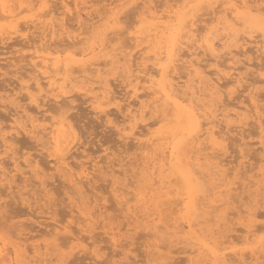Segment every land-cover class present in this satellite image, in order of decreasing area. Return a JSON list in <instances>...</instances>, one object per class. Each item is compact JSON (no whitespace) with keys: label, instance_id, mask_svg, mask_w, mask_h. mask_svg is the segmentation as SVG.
I'll return each instance as SVG.
<instances>
[{"label":"bare ground","instance_id":"1","mask_svg":"<svg viewBox=\"0 0 264 264\" xmlns=\"http://www.w3.org/2000/svg\"><path fill=\"white\" fill-rule=\"evenodd\" d=\"M70 1H72V0H70ZM97 1H99V0H97ZM100 1H103L106 4L104 3V6H103V2H101L102 4H100V5L103 6L102 7L103 10L102 11L96 10V12L94 11V14L96 13L95 15L93 14L95 16V20H94V16H92V13H91V12H93L92 10L96 8V7L95 8L93 7L94 5L96 6V4L93 3L94 0H92V1L91 0H73L72 1L73 2L72 4L77 6V7L74 6L77 9H76L75 14H73V15H76L75 17H76V19H78V22L75 23L78 25V26L77 25L75 26L76 29H78V31L76 32V30L74 31L73 27L71 29L72 31L68 29L69 25L67 27L66 23H64V19H63L64 17H62V18L59 17L58 16L59 14L54 13V11L49 9L50 7L49 8L44 7L45 5H48V0H3V4L7 5V7H0V40L1 41L3 39L9 40L11 38L13 40V38L16 35L17 36L15 38H17V37L19 38V36H20V37L25 39V38H27L29 33H32L33 35L30 34L28 37H31L30 41H33V42L26 43V44H28V46L32 47V49H33V52H32L33 60L31 59L32 65H33V70L35 69V67H38L37 70H39V71L41 70L39 72L42 74L41 76L46 78L45 81H46L47 85L43 81L40 80V78H42V77L38 76L40 74L38 73V71L36 69H35L36 71L35 70L33 71L31 69L32 72H30V70H28L32 74L34 72H36V73L33 74V76H32L33 78H31L32 79L31 83H33V85L30 83V85L24 86L23 87L24 90H26V92L29 96H31L32 94L35 93V96L33 95V97L35 98V97H38L39 95L37 94L36 91H34V93H33L32 89L37 90V91H41V92L43 91L42 92V94H43L46 90V89H43V87L45 88V86H48L50 88V89H48L49 92L50 91L54 92V94L50 93L53 96V101L55 100L54 103L56 101H58V102H61L62 105H64L65 100H67L69 98H71V100H72V98H73L72 96H74L73 94L76 95V93H78L77 91H80L83 95H85L89 99L91 107L95 110L97 109V111H98V109H103V107L108 106L112 103H116L118 101V98L115 95L116 92L112 89V87H111L112 84H110V81L112 80V78L110 77L111 79H109L107 77V75L114 76L117 73L116 75L122 77L121 79L124 81V83H126V85L128 87L131 88L133 94L136 97L138 96V90L140 87H142V88L147 87L150 90V92L148 91V94L151 93V95H153V99L149 96L152 99V101H150V103L148 100L145 101V99L142 98L143 99L142 100L140 98V100L138 102V103H140V105H138L139 107H136L134 109V108L130 107V105L126 106L125 110H127L128 112L126 113V115H125L126 118H124V119H126L127 122L129 123V125H127L129 128L128 127L127 128L130 130H128V131H130L133 134V136L134 135L137 136L135 133L136 130H134V129H137L139 126H141V125L138 126L137 124H142L145 121L144 116H147L148 114L151 116L156 115V116L160 117L158 121L161 123L159 125H161V124L163 125L165 122H167V124L170 123V125L167 128L165 127V129H163V130L161 128H160L161 130L158 129L159 132H157V130H156L157 134H154L153 136H152V134L150 135L148 132L146 133V130H145L146 128H145L144 133L149 134L150 139H148V141L145 140V141H147V143L146 142H145V144L143 143L144 146L139 143L140 146H143V147H139L140 149L138 148L139 150H141L140 154L142 155V156L140 155V157H142V162L138 163V161H137V163H138L137 168L140 171L139 172L140 178L138 179V181H139L138 184L135 183V187L133 185L134 188L133 187L132 188L134 189L133 195H135L136 190H140L141 195L144 197L145 203H144V207L140 209L142 218L139 222H137L135 227L143 226L145 229L147 228L148 231L149 230L151 231V232L150 231L148 232V235H150L154 239V242L151 240L152 241L151 243H153V245L152 244L151 245L153 246V248H155V251H157L158 254H159V252H162V251L164 252V250H167L164 247H167L169 249V247L166 246V244H165V246L162 247L164 250L161 248L162 249V251H161L160 247L163 244L160 242H162L164 240H165V242H168V241L169 242L171 241V243L174 242V245L179 244V243H182V244L185 243L186 244L185 247L189 246L188 249L184 248V246H183V248L187 249L185 251L188 252L187 261L190 264H193V261H199V262H201V264H220V262H222L225 258H227L230 262H234L236 264H243L244 261H248V264H258L259 259L264 258V256H262L261 251H260L261 238L257 239V240L254 239L255 241L253 242V244L250 241L251 246H249V250L247 252L248 255L246 252H245L246 253L245 254L244 252H240V250L239 251L233 250V252L230 254L231 257L227 256V253H226L227 249L225 250V248L222 246V244L224 242L229 241V238L232 235L231 232L237 231L234 228L228 226V225H230V223L228 224L229 217L227 218V216H229V213L227 214V212H226L227 210H223L224 207H225V209L228 208L227 204L230 203L229 200L231 199V196L229 199L228 193L230 191H233L231 188L232 187L231 185H233L235 183H234V181L231 182V180H227L228 175H231V173L228 170L231 171V169L233 167H228L229 169L226 168V164L228 162L224 163V160L221 159L222 157L220 158V155H217V153L214 151L213 146H212L210 141L212 140V137H214V136L217 137L218 139L220 137H223V135L225 134V131L223 130L224 133L222 131L223 127L227 131L229 130V128L231 129V127H233V126L236 127L237 130H239L241 127L240 131H242V130L246 129V128H242V127L248 126V124H250L251 121L253 122L252 126L255 123V125L258 127V129L261 130V132L263 133L262 129L264 130V127H263L264 124L262 123V118H261L262 115H261L260 111H264L263 110L264 108H261L264 106H262L263 104L261 106L258 104L259 101H260V103L262 101L260 98L259 99L257 98L259 96L256 95L255 92H251V94L249 93L250 98H248V96H247V98L249 100H246V101H248V102L250 101L249 102L250 107L248 105L242 103V102L236 103V104L232 103V105H230L231 103L229 101L228 102L230 103L229 105L231 107H228V102L226 103L224 100L221 101L220 96H222V94H224V93H222L223 92L222 90H224V88H226V86L228 84H234L235 85L241 79H243L244 82L247 81V80H245L243 73L238 68L239 67L238 63L242 64V62H236L237 57H239L240 55L244 56L243 58L246 57V60L244 59V61H247V64H246V62L245 63L243 62V64H246L245 65L246 67H248L250 64L256 65L254 67H258L261 65V63L258 64V62H257L258 66L256 63H253V61L251 60L252 58L249 57V55L246 53L247 51L245 50V47L247 46V44L248 45L253 44V46L256 48L255 51H257V52L259 51V54H260L259 57L261 58V54H264V38H256V37H252V36H243L241 34L240 37L238 38V40L236 41V44L230 45L229 41H231L233 39V37L235 35V29H232L231 34H228V31L226 30L224 24L222 22H220V11L219 10H213V9H208V8L196 10V9H193L191 7L192 5L197 4V3L207 4V3H209V0H172L173 2L175 1L173 4L168 3V0H164L163 2H164V4H166L165 8H158L156 4H153V0H139V1L138 0H124L125 2L124 1L120 2V0L119 1L118 0H100ZM117 2H119V3H117ZM169 2H171V1H169ZM211 2L220 4L221 8H222L224 3H236L239 5L250 4V5H257V6L264 4V0H211ZM49 3H50V1H49ZM132 3H135V4L140 3L141 5H139L138 10H136V12H135L138 17L136 20V25H134V26H136L135 27L136 29H135V31H133L134 32L133 38L131 37L132 35L131 36L128 35V36L133 39V41H134L133 44L136 47H140V49H144V51H143L144 54L149 53L148 55L145 54L146 56L143 55V53H140L141 56L143 55L141 59L145 58L141 62V64H143L145 62L147 63V60H151L153 63H151V61H150V64L154 65V67L152 66L151 70L155 72V74H153V75L151 74L152 72L151 73L149 72L150 74L146 73V71H144L146 68L143 70V67L139 66L140 63H138V62L141 60H139L138 57L140 55L135 56L130 51L124 50V47H122L123 48L122 49L121 46L119 45L120 43L117 42L118 41L117 37L119 36V34L117 36L116 32L117 33L122 32V30H119V29L121 28V25L124 26L123 21H122L123 19H121V17H123L125 19L124 16L126 14L123 15L125 13L124 9L126 10V5L132 4ZM60 4L61 5H59V6H61L62 9H64V10L68 9V3H65V1H61ZM79 4L82 5L81 8H80V6L78 7ZM21 5H24L25 7L22 9ZM55 9H57V8H55ZM64 10H63V12H65ZM81 11H82V15H83V12L85 14L84 18L81 16ZM194 11H199V15H198V18L196 21V24H197L196 32H192V23H191V20L189 19L187 21L186 27L182 30V35H181V39H180V45H182V47H178L174 59H172L170 61L168 58V47H169V43H170V35H171L173 29L179 30L181 28V24L183 22L181 17L179 15H177V13L184 12L187 17H191ZM60 13H62V12L60 11ZM56 14H57V16H56ZM60 15H62V14H60ZM73 15H71V17ZM70 21H71V19H70ZM72 21L74 22V20H72ZM126 22L127 21H125V23ZM200 23H202V24H200ZM214 23L217 25L216 28H213ZM131 26L133 27V24ZM32 28H34V29H32ZM36 28L39 30H37ZM129 28L130 27H128V29ZM31 29L33 31L29 32ZM35 30H37V32ZM210 31L212 33L211 38L207 39V41L205 43L201 44V41L205 40L206 34ZM71 33H74L75 35L74 34L71 35ZM124 33H126V32H124ZM124 33H123V35H124ZM34 34H35V37L37 36V34H39L36 39H34L35 38ZM111 34H112V36H111ZM65 35L68 39L65 38L64 42H58L57 41L58 43H60L59 45H62V46L59 47L57 45L58 43L56 41L53 42V40H57V39H59V37L61 38V36L65 37ZM197 35L199 36V39H197L195 41V43H193V38H194V36H197ZM12 36H14V37H12ZM126 37H127V34H126ZM76 38H78V39H76ZM31 39H33V40H31ZM69 39L71 42H69ZM114 39H115V41H113ZM132 39L130 41H132ZM59 40L61 41V39H59ZM67 40H68V42H67ZM14 41H16V39ZM19 41H21V40H19ZM21 42L18 44L19 45L24 44ZM27 42H29V41H27ZM115 42H117V44ZM6 43L7 42L5 41V44ZM0 44H1V42H0ZM14 44H15V42H14ZM26 44H24V45H26ZM55 44L57 46H53ZM209 44H211L212 47L215 48L216 54H213V52L209 49V47H208ZM78 45L80 46V48L75 47ZM123 45H124V42H123ZM134 45H132V46L134 47ZM5 46L4 47L1 46V47L5 48ZM23 46H20L18 51H20V48ZM128 46H130V45H128ZM251 50H253V48ZM1 51L2 50H0V52ZM18 51H17V55H18ZM21 53L22 52H20V55H22ZM135 54L138 55V53H135ZM3 55H5V52ZM200 55L201 56L207 55L211 59L214 60V64H213L214 69L211 70V72L209 70H206L205 69L206 65L204 63H202L201 61H199ZM21 57L22 56H20L19 58L21 59ZM29 57H31V56H29ZM29 57H27V58H29ZM135 57L138 58L137 59V61L139 60L138 62L135 61L136 60ZM222 58H223V60H222ZM9 59H10V57H9ZM6 61H7V59H6ZM225 61L226 62L231 61L232 63L226 64ZM20 62H21V60L19 61V65L17 62L16 66L18 65V67H19L21 65ZM28 62L29 61L27 60V63ZM200 62L202 63V66H201ZM4 63H5V61L3 62V65H4ZM9 63H10V66H12L11 64L12 63L14 64L15 62H9ZM146 63L143 66L147 67ZM148 63H149V61H148ZM236 63H237V65H236ZM203 64H204V66H203ZM28 65L29 64H27V66ZM10 66L8 64L7 67H10ZM153 68H155V70H153ZM13 69H14V67H13ZM180 69H183V70H181L182 74L180 72L179 73L177 72V71H180ZM243 69H244V67H243ZM251 69H253V68H251ZM9 70H11V69H9ZM19 70H21V69H19ZM105 70H106V72H104ZM26 71H27V69H26ZM206 71H209L210 73H208ZM104 73H106V75H103ZM14 74L17 75V74H19V72L16 71ZM23 74H25V73H23ZM23 74H21V77L23 76ZM26 74L29 75V73H26ZM24 76H26V75H24ZM24 76L22 77L23 79L25 78ZM21 77H19V79H21ZM143 81L148 83L147 86L143 85ZM12 82L13 81H11L9 83L12 84ZM43 84H45V85L43 86ZM114 85H115V83H114ZM244 85H245V83H244ZM248 85L252 86L253 84L249 83ZM22 86H23V84H21V87ZM10 88H9L10 91L13 90V87L11 89ZM213 88L218 90L216 92L215 96L213 95V92H212ZM7 89H8V87L6 88V90ZM74 89L75 90L77 89L76 93H74V91H75ZM255 89H256V87H255ZM241 90L244 91L243 89H241ZM3 91H5V90H3ZM8 91H5V92H7V94L10 93L7 96H13L15 90L13 91L12 94L10 91L9 92ZM41 92H40V95H41L40 97H42ZM72 92H73V94H72ZM125 92L127 93L128 91H125ZM118 93H119V91H118ZM144 93H146V92H144ZM252 93H254L256 97ZM36 94H37V96H36ZM148 94H146V95H148ZM226 94L228 95V93H226ZM239 94L235 95V96L240 97L242 95L241 94L239 96ZM127 95H128V93H127ZM7 96H6V98H7ZM122 96H123V94H122ZM244 96L246 97V95H244ZM0 97L3 98L1 96V94H0ZM43 97H44V95H43ZM76 97L77 96H75L74 98H76ZM144 98H148V97H144ZM261 98H264V96ZM39 99L36 98L37 102L35 101L37 106L41 105V104H38V102L41 101ZM123 99H124V97H123ZM151 99H149V100H151ZM71 100H69V101H71ZM77 100H78V97H77ZM7 101H8V99H7ZM11 101H13V100H11ZM49 101H52V100L50 99ZM73 101H74V99H73ZM128 101L127 102L129 104L131 101L130 100H128ZM193 101H195V107L192 110L196 113L195 118L200 121L201 130H200V133L197 136H195L194 138L189 139L187 141H183L182 138L187 135V129H188L190 120L192 119L191 113L187 109L192 107ZM13 102L15 103V101H13ZM48 102H47V104H48ZM80 103H81V101H80ZM10 104H6V105L9 106ZM51 104H53V103H51ZM75 104H76V102H75ZM132 104H134V103L132 102ZM59 105L57 106V104H56V107H58L60 110ZM18 106H19V104H18ZM37 106H35V107H37ZM47 106H46V108H47ZM77 106H78V104H77ZM74 107H76V106L74 105ZM24 108L25 107H22V109H21L22 110L21 114H23V115H21L20 113H19L20 114L19 115L17 113V115L14 114V117L11 116V117H13V124L10 120V124L8 126L5 125L6 128L7 127L9 128V126L12 124V126H10V128L12 130L10 129V131L13 132V135H12V132H11V134H9L10 136L7 135L8 136L7 145L9 147L15 143V142L13 143V141L17 138L18 134L25 132V128L23 127V125L25 123H27L28 129H31L33 121H35V123H37L38 125H47L48 124L51 127H58L57 125L52 123V116H53L52 114H54L53 112H51L52 114H50L51 117L49 115H46V118H45V116L42 117V115L40 116V114H39V116H35L34 113L31 115V112L28 113L27 112L28 110H26ZM29 108L31 109V107H29ZM46 108H44V109H46ZM76 108H78V107H76ZM83 108H85V107H83ZM119 108H121V107H119ZM72 109H73V107H72ZM80 109H78V110H80ZM83 110H85V109H83ZM44 111L47 112V109ZM48 111L50 112L49 109H48ZM41 112H43V111H41ZM94 113H96V112H94ZM23 116H24L26 122H23V121L21 122V119ZM47 116H49L51 118V119H49L51 121H49L48 123H47V121H45L47 119ZM69 116L70 115H68V119H67V124H68L67 129H60L61 139L64 140L65 142L72 139L73 133L74 132L76 133V131H77L76 129H78V128H76V129L74 128L73 123L70 122ZM7 118H9V117H7ZM121 119H123V118H121ZM124 119L122 121H124ZM139 120H142V123H140ZM149 120H150L151 124H152V121H154L150 118H149ZM138 121H139V123H138ZM44 122L47 124H45ZM115 122H116V124H118L117 122H119V121H115ZM150 122H148L149 123L148 125H150ZM143 124H145V123H143ZM76 125H78V124H76ZM118 125H120V124H118ZM1 126H2V124H1ZM141 127L143 128V125ZM149 127H151V126H149ZM238 127H239V129H238ZM257 127L255 128L256 130H257ZM8 128H7V130H8ZM120 129H122V128H120ZM2 131L3 130L1 127V129H0V148L1 149L3 148V150H4V145H5L4 137L7 133L4 135L5 132L2 133ZM10 131H9V133H10ZM151 131H152V129H151ZM240 131H238V132H240ZM261 132H258L259 135H261L260 139L257 140V142H259L258 144H261V137L263 135V134H261ZM139 133H142V135L144 134L143 131L138 132V135H141ZM254 133H255V131H254ZM76 134H79V133H76ZM114 134H115V132H114ZM227 134H228V132L225 135H227ZM51 135H52L51 131H48L47 136L50 137ZM230 136H232V135H230ZM256 136H257V134H256ZM124 137H128V136L125 135ZM244 137L246 138V136H244ZM130 138H132V136ZM133 138H132V140H133ZM17 140L18 139L15 140L16 143H17ZM125 140H127V139H125ZM130 141H131V139H130ZM228 141H231V140L229 139ZM119 142L121 143L122 141L119 140ZM131 142H130V144H132ZM126 143L128 144L129 141L125 142V144ZM136 143H138V142H136ZM239 144H241V143H239ZM138 146L136 145V147H138ZM174 146L176 148L175 152L173 151ZM261 146H262L261 148L264 149V145L261 144ZM21 148L25 149L23 147H21ZM78 148H79V146H78ZM84 148H86V147H84ZM108 148H110V146ZM259 148H260V146H259ZM55 149H56V145H55V142H53L51 149L46 150V151H47L48 155L52 157L56 167H58L59 169L62 170L61 173L65 170H66V172H67V170L70 172V170L72 169L73 166L70 165V163H69L70 161L68 162V158L73 157V155L69 154V156L62 161L57 160L56 155H55ZM124 149H126V147L123 148V152H124ZM104 150H103V152H104ZM110 150L112 151V149H110ZM18 151H20V150H18ZM138 151L134 150V152H137V154H138ZM238 151H239V149H238ZM263 152L264 151H262L261 153H263ZM15 153L17 154V152H15ZM15 153H14V155H15ZM19 153H21V152H19ZM23 153H21V154H23ZM25 154L26 153H24V155ZM41 154H44L43 151L41 152ZM80 154H78V155H80ZM2 155H4L3 152H2ZM14 155L12 156L13 158L10 156L13 159V161L11 160L13 162V166L10 165V167L11 166L13 167L12 170H15V172L17 173L18 176L20 174H23L22 176H24V174L26 173V172L24 173V171H27V170H22V166L20 165V164H22V161L18 162L17 161L18 157L15 158ZM138 155H137V159H138ZM18 156H19V154H18ZM21 156L22 155H20L19 157H21ZM125 156H127V155L125 154ZM93 157H95V156H93ZM135 157H136V153H135ZM263 157L261 158V160H264ZM11 158H9V159H11ZM32 158L33 157L31 156V160H29V159L28 160L26 159L25 161L23 160L24 161L23 163H25L24 164L25 166L23 165L24 168L28 167L31 169V168L35 167L34 168L35 170L37 167L39 168L38 164L40 163V161H39V163L37 160L35 161L36 156H35L34 160H32ZM97 158H98V155H97ZM130 158L131 157H129V159ZM19 159L21 160V158H19ZM133 159H134V157H133ZM137 159H134V161ZM48 160H50V159H48ZM89 160H92V157L91 158L89 157ZM89 160H88V158L86 159V161L91 163V161H89ZM106 160H108V159H106ZM126 161H124V162H126ZM129 161H127V162H129ZM134 161H132V162L130 161V162L133 163ZM119 162H121V161H119ZM176 162H177L178 166L180 167L179 171L176 170V168H175ZM83 163H85V161L83 162L81 160V163L79 164L78 172H76L74 174V173H71L72 172V170H71V172H70L71 174L67 175V176H69L67 178L70 182H73L74 184L79 185L78 189L79 188L82 189V187H83L81 185L82 184L81 181H83L82 179H84L85 177H88V179H89L91 177V175L90 176L88 175L89 172H88V167H87L90 164H88L86 166ZM118 163H116V164H118ZM126 163H125V165H127ZM134 163H136V161ZM40 164H42V162ZM43 164H42V166H43ZM95 164H93V166L96 167L97 165H95ZM97 164H99V163L97 162ZM242 165H243V163H242ZM242 165L239 164L240 167ZM262 165H264V163ZM121 166H120V168H122ZM128 166H129V164H128ZM237 166L235 165V167H237ZM113 167L114 166H112L111 168L113 169ZM30 169H29V171H30ZM76 169H77V167H76ZM95 169H97V167ZM95 169H94V171H96ZM12 170H10L9 168L8 169L5 168L3 165L0 166V183L1 184H2V182H6V184L9 181L14 182L13 177L16 174L14 172L12 173L11 172ZM43 170H45V169H43ZM226 170L229 173H227ZM238 170H240V169H237L235 171H238ZM36 171H34V172H36ZM58 171L60 172V170H58ZM97 171H99V168ZM112 171L113 170H111L110 172L112 173ZM114 171H116V170H114ZM232 171H233V169H232ZM43 172H41V173H43ZM100 172H98V173H100ZM119 172L120 171H118V173ZM124 172H120V175L123 176ZM133 172H135V170ZM137 172H135V173H137ZM18 173H20V174H18ZM54 173H56V172H54ZM61 173H57V174L61 175ZM95 173H97V172H95ZM177 173L181 174L182 176L188 177V178L191 177V179L194 177V174H198V176L197 175L196 176L197 177L200 176L203 179V182L206 183L205 193L203 195H199L196 192L191 193L189 191L190 193L189 192H183L182 194H180V192H178V190H176L174 185L171 184L172 180L170 179L171 175H176ZM32 174H30V179L33 176ZM43 174L45 176V172ZM90 174H93V173H90ZM234 174L235 173H233L232 178H234ZM27 175H29V174H27ZM37 175H38V173H37ZM37 175H35V176H37ZM94 175L95 174H93V176ZM261 175H264V174H261ZM18 176H17V178H19V180H20V177H18ZM40 176H42V175H40ZM56 176H58V175H56ZM62 176H65V173H63ZM111 176H110V178H111ZM116 176L118 177V175H116ZM259 176H260V173H259ZM25 177H26V175H25ZM50 177L51 176H49V178ZM143 177H147V182H145L142 179ZM22 178H21V180L23 182ZM77 178H78V180H77ZM136 178H137V176H136ZM257 178H259V177H257ZM257 178H256V180H257ZM34 179L35 180H32L33 182L34 181L36 182L38 180V179L36 180V177ZM59 179L61 180V178H59ZM85 179H87V178H85ZM123 179H125V178H123ZM21 180H20V182H21ZM76 180H77V182L75 183L74 181H76ZM91 180H92V178H91ZM261 180H263V179H261ZM24 181L26 182L27 180H24ZM110 181H112V180H110ZM115 181H116V179H115ZM177 181H178V179H177ZM255 181L253 182L254 187L256 185H257L256 187H258V185L260 186V184L264 183L263 181H260V180H257L256 182ZM28 182H31V180L30 181L28 180ZM44 182L45 181L43 180V181H40L39 183L44 184ZM67 182H66V184H67ZM84 182L86 184L87 181H84ZM47 183L50 184L49 182H47ZM127 183L125 184V186L127 185ZM176 183H179V182H176ZM20 184L16 185V186H21ZM110 184H111V182H110ZM179 184H180L179 186L182 185L181 182ZM245 184L247 185L248 182ZM23 185L26 186L27 184L24 183ZM32 185L34 186V184H32ZM36 185H39V184H36ZM71 185H72V183H71ZM71 185H68V186H70V188H71ZM129 185L130 184H128V186ZM246 185H245V187H246ZM248 185H247V189L251 186V184L249 185V187H248ZM11 187L14 188L13 185ZM29 187H28V189L30 190L31 188H29ZM47 187H49V186H47ZM86 187H85V189L88 190V188H86ZM7 188H8V186H7ZM23 188H25V187H22V189ZM182 188H184V187H182ZM251 188H253V186ZM251 188H249V189H251ZM258 188L261 189V186ZM25 189H23V190H25ZM38 189H40V188H38ZM72 189H74V188H72ZM81 189L79 190V192H81L83 190V189L82 190ZM123 189H124V187L122 188V190ZM235 189H236V187H234V191H236ZM2 190H5V188ZM29 190H28V192H30ZM76 190H74V191H76ZM125 190H127V189L125 188ZM180 190H182V189H179V191ZM189 190L193 191V189H191V188ZM16 191H18V190H16ZM34 191H35V189H34ZM36 191H38V190H36ZM9 192H11V190ZM44 192H45V190H44ZM85 192H84L83 196L86 194ZM253 192H254V190H253ZM16 193H14V194H16ZM46 193H47V191H46ZM51 193L52 192H50V194ZM82 193H83V191L81 192L80 197L82 196ZM235 193H237V192H235ZM261 193L263 194V192H261ZM261 193L255 192V194H258V195ZM35 194H36V192H35ZM37 194H40V193L37 192ZM47 194H48V199H49L50 195H49V193H47ZM19 195H21V194L19 193ZM77 195H79V194H77ZM88 195H87V198L90 200ZM238 195H240V193ZM26 196L24 198H26ZM93 196H95V195H93ZM120 196H121V198H125L123 191H121ZM235 196H237V195H235ZM255 196H257V195H255ZM36 197L37 196H35V199H36ZM21 198H23V197H21ZM81 198H83V197H81ZM35 199L33 200V202L35 201ZM39 199H40V197H39ZM170 199L171 200L173 199L174 202L176 203L175 204L177 207L176 212L179 214V216L178 215H177V217L172 216L173 219L172 218L171 219L173 220V222L169 224V221L168 222L164 221L165 219L163 217H165V216L163 214L164 213L163 207L165 205V202L169 201ZM254 199H256V198H253V201H255ZM27 200H28V198H26V201ZM36 200H38V199H36ZM45 200H46V198H45ZM82 200L83 199H80L79 201L82 202ZM40 201L41 200H38V202H40ZM83 201H85V200H83ZM91 201H92V199H91ZM237 201H239V200H237ZM237 201H235V202L237 203ZM23 202H25V201H23ZM27 202L29 203L30 200ZM42 203H44V202H42ZM132 203H133V201H132ZM255 203H258V201L257 202L255 201ZM76 204L77 203H75V205ZM258 204H260V203H258ZM30 205H31V203H30ZM44 205H47V204H44ZM133 205H134L133 207L135 210V203ZM85 206H87V207H85ZM234 206H235V204H234ZM84 207L87 208L88 210L84 209ZM168 207L165 209H168V210H169V208L171 209V207H169V208ZM75 208H78V209L83 208V212H86L84 214H87L89 218L92 217L91 213L89 211L91 209H92L91 210L92 213H93V211H95V209L93 210V208L90 207V204L89 205L88 204L77 205V206H75ZM253 208H254V206H253ZM105 209L107 210V208H105ZM125 209H126V207H125ZM228 209H230V207ZM96 210H98V208ZM104 210H103V212H105ZM127 210H128V204H127L126 211ZM0 211H1V209H0ZM183 211L187 212L186 215L189 216L188 218L184 215ZM248 211H247V214L249 216H251V214H253L252 208H251L250 212H248ZM101 212H102V210H101ZM172 212L174 213L173 209H172ZM237 212H238V210H237ZM96 213H97V211H96ZM167 213H168V215L170 214V212H167ZM167 213H166V215H167ZM53 214L51 213V215H53ZM103 214L101 213V216L106 217V215H103ZM231 214H232V212H231ZM240 215H239V217H241ZM50 216H47V217H50ZM233 216H235V215L233 214ZM52 217L55 220V222L61 221L60 222L61 224L59 223L57 226L55 225L56 227H53L54 225L52 226L51 229L54 230V232H55L57 227L59 225H62L63 222H62V220L57 221L59 219L54 218V216H52ZM239 217L236 215V218H239ZM246 217L248 219L252 218V217L249 218L248 216H245V217L242 216L241 219L245 218L246 220H248ZM72 219H74V218H72ZM75 219H76V217H75ZM84 219H86V218H84ZM245 219H244V221L240 220L239 224H242V226H243L242 229L245 232L244 238L247 240L249 234L252 233L254 230L251 228L256 224L250 222V221H252V219L250 221L249 220L245 221ZM51 220H52V218H51ZM70 220H69V222H70ZM90 220H92V222H93V219H90ZM90 220H87V221L91 222ZM96 220H98V218L95 219V221ZM85 221L86 220H84V222ZM235 223H236V221H235ZM250 223L253 224V226ZM80 224H81V221H80ZM68 225H70V224L68 223ZM8 226H11V225H8ZM16 226H18V225H16ZM102 226H103V224H102ZM64 227H65V225H64ZM69 227H71V226H69ZM69 227L67 228L66 232L69 231V229H70ZM81 227L86 228L87 225L81 224ZM100 227H101V225H100ZM256 227H258V226H256ZM61 228H63V227L60 226L58 228V229H60L59 231H61ZM79 228L80 227H78V229ZM84 228H81V229H84ZM238 230H241V229H239V227H238ZM72 232L73 231L70 229L69 233L72 234ZM1 233H2V231H1ZM46 233H48V231ZM165 233H166V235H164ZM3 234L8 236L7 233H5V232H3ZM3 234H1V236H0V237H2V238H0V264H49V263L52 264L53 263L50 261L51 256H49L48 253H45V251H44V254H43V252H42L43 250L41 251V249L40 250L38 249V248H40L38 246L39 244H37V245L34 244L37 247H34L33 243H32V245H29L31 248L33 247L32 248L33 250L31 249L32 251L30 250V252L37 253L39 250V252L40 251L42 252L41 253L42 256L47 254L48 257H50V259H47V256L45 259H42L45 256L41 257V258H39V257L37 258V256H34L32 253H29V251L27 252V250L25 249V246H27L28 244L26 242L27 245H25L24 241H28L27 239H29L30 237L26 236L27 237L26 238L24 236L25 238L23 240L22 239L23 237L19 236V238H21L23 240V243L21 245V242H22L21 239L20 240H18V238L15 239L16 237H18L17 236L18 233L15 237L13 236L14 237L13 240L11 239L13 237H11V236L10 237L9 236L4 237ZM19 234H20V232H19ZM74 234H76V233H73V237H74ZM20 235H22V233ZM49 236L51 237V235H49ZM238 236H240V238H241L242 235H238ZM238 236H237V238H238ZM262 236L264 237V235H262ZM53 237H54V235H53ZM75 237H77V236H75ZM164 237H167V238L164 239ZM233 237H234V234H233ZM62 238H64V237L62 236ZM168 238L170 240L166 241ZM234 238H236V237H234ZM253 238H257V237H253ZM258 238H259V236H258ZM161 239H163V240H161ZM231 239H230V241H232ZM54 240L56 242V238H55L52 240V242L50 241V245L48 243L49 246L48 245L47 246L50 247L52 245L51 243H53V246H55L57 243L54 244L55 243ZM65 240H66L65 243H67L69 241L67 239H65ZM65 240H63V241H65ZM57 242H58V240H57ZM241 242L243 243V241H241ZM28 243H30V242H28ZM70 243H72V242H70ZM247 243H249V242L247 241ZM23 244L25 245L24 247H23ZM185 244H183V245H185ZM149 245H150V243H149ZM42 246H44V244ZM53 246L51 248H53ZM179 246H182V245H178V247ZM28 248L29 247L27 246V249ZM181 248L182 247H180V250H181ZM170 249H173V248L171 247ZM253 249H255V255L253 254ZM54 250L52 249V252ZM177 250H179V249L177 248ZM183 250H181V251H183ZM55 251L58 252V249H56ZM167 251H170V250H167ZM52 252H51V254H52ZM28 253L30 255L32 254L33 256L32 255L30 256ZM182 253H184V251ZM41 254L39 253V255H41ZM148 254H149V249H148ZM55 255H57V254H55ZM152 255H154V254H152ZM163 255L165 257L167 256V254H165V252ZM245 255H247V256H245ZM54 256H52V257H54ZM56 258L58 260L60 259L58 257H54V259L53 258L52 259L55 260V262H56V261H58ZM46 259L49 261H46ZM151 259H153V258H151ZM182 263H184V262H182Z\"/></svg>","mask_w":264,"mask_h":264},{"label":"rangeland","instance_id":"2","mask_svg":"<svg viewBox=\"0 0 264 264\" xmlns=\"http://www.w3.org/2000/svg\"><path fill=\"white\" fill-rule=\"evenodd\" d=\"M49 1H50V3H49ZM61 1H65V3H68V9L67 10H64V9H62V7L61 6H59V5H61L60 4V2ZM73 1V0H72ZM72 1H70V0H48V5H50V8L49 9H51L52 11H54V13H57V14H59L58 16L59 17H64L63 19H64V23H66V26L68 27V25H69V27H68V29L69 30H71L72 29V27H73V29H74V31L76 30V32L78 31V29H76V25L77 24H75V23H77L78 22V19H76V15H73V14H75V12H76V9L77 8H75L74 6H76V5H73L72 3ZM92 1V0H91ZM119 1V0H118ZM122 1H124V0H120V2H122ZM139 1V0H138ZM161 1V2H160ZM164 0H153V4H156L157 5V7L158 8H165L166 7V4H164V2H163ZM169 1H171V2H169ZM96 2V3H95ZM100 2V3H99ZM101 2H103V1H97V0H94V4H96V6L94 5L93 7L95 8V9H93L92 11L93 12H91L92 13V16H94L95 14H94V11L96 12V10H99V11H102L103 10V6H104V3L105 2H103V6L102 5H100V4H102ZM125 2V1H124ZM123 2V3H124ZM155 2V3H154ZM175 2V1H174ZM172 0H168V3H171V4H173L174 3ZM117 3H119V2H117ZM161 3V4H160ZM106 4V3H105ZM164 4V5H163ZM71 5V6H70ZM138 5H141L140 3L138 4ZM168 5V4H167ZM80 6V8L82 7V5L81 4H79L78 5V7ZM70 7V8H69ZM77 7V6H76ZM54 8V9H53ZM55 8H57V9H55ZM59 8V9H58ZM71 9V10H70ZM63 10L65 11V12H63ZM70 10V11H69ZM79 10V9H78ZM138 10V9H137ZM60 11L62 12V13H60ZM67 11V12H66ZM72 11V12H71ZM124 11H125V13L123 14V15H125L124 17H125V19L123 18V24H124V27H127V22L125 23V21H127L128 20V16H127V9L125 10L124 9ZM74 12V13H73ZM64 13V14H63ZM23 14V13H22ZM57 14H56V16H57ZM60 14H62V15H60ZM66 14V15H65ZM69 14V15H68ZM94 14V15H93ZM66 17H65V16ZM71 15H73L72 17H71ZM84 12H83V15H82V11H81V16L84 18ZM122 15V16H123ZM69 17V18H68ZM127 17V18H126ZM137 14L135 13V15H134V17H133V19H135V20H137ZM68 18V19H67ZM97 18V17H96ZM66 19V20H65ZM70 19H71V21H70ZM72 20H74V22L72 21ZM76 20V21H75ZM94 20H95V16H94ZM200 24H202V23H200ZM134 25H136V23H134L133 24V27L131 26L128 30H127V32L126 33H124V35L122 36V35H120V31L119 30H122L121 28L118 30L120 33H117L116 32V34H117V36H118V34H119V36L117 37V42H119L120 44V46H121V48L122 47H124V50H126V51H130L132 54H134L135 56H139L140 55V53H143V51H144V49H140V47H136L134 44H133V35H134V32L133 31H135V27L136 26H134ZM78 26V25H77ZM122 26V25H121ZM32 29H34V28H32ZM30 30L29 32H32L33 30ZM37 29V28H36ZM132 29V30H131ZM37 30H39V29H37ZM37 30H35L36 32H37ZM72 31V30H71ZM27 32V31H26ZM35 33V32H34ZM39 33V32H38ZM130 33V34H129ZM33 35L32 33H29V35ZM36 34V33H35ZM35 34H34V37H35ZM74 33H71V35H73ZM126 34H127V37H126ZM28 35V36H29ZM39 34H37V36H38ZM75 35V34H74ZM131 36V37H129V36ZM17 36V35H16ZM15 36V37H16ZM27 36V38H22V37H20L19 36V38L17 37V38H15L14 36H12V37H14L13 38V40H12V38L11 39H9V40H0V42H1V44H0V50H2L1 52H0V58L2 57H4L3 59L1 58L0 60V94H1V96L3 97V98H1L0 97V123L2 124V126H1V124H0V129H1V127H2V133H4V135L6 134V135H9V134H11V132L12 131H10V126H12V124H13V117H14V114H16L17 115V113L19 114H21L22 113V107H25L24 109H26V110H28L27 112L28 113H30L31 112V115L34 113V115L35 116H39V114H40V116L42 115V117L43 116H45V118H46V115H49L50 117H51V115L50 114H52L51 112H53L54 114H52L53 116L54 115H56L61 109L62 110H64V111H66L67 112V114L68 115H70L69 116V118H70V122L71 123H73V125H74V128L76 129V128H78V129H76L75 131H76V133H79V134H81L82 133V135H81V139L85 142V143H83V145L84 146H79V148L78 147H73L72 149H71V151H70V154H72L73 155V157H71V158H68V162L70 163V165H72L71 167H72V172H71V170H70V172L71 173H76V172H78V170H79V164L81 163V160L84 162L85 161V163H83V164H85L86 166L88 165V164H90V165H88L87 167H88V172H89V176L91 175V177L88 179V177H85V178H87V179H82L83 181H81V185L83 186H81L82 187V189L81 188H79L78 189V187H79V185H76V184H74L73 182H70L69 180H68V178L67 177H69V176H67L68 174H71L68 170H67V172H66V170L65 171H63L62 173H61V169H59L58 167H56V165L54 164V161H53V159H52V157L51 156H49L48 155V153H47V151L45 150V151H43V153L44 154H41V150H36V151H34V152H31V155H28V157L26 156V154L24 155V153H26V148L25 147H23V146H21V147H23V148H25V149H22L21 147V149L19 148V150L20 151H17V154L15 153V155H14V157L15 158H17L18 160V162H20V161H22V164H20L21 166H22V170H27V171H24V176H22L23 174H20V173H18V174H20L19 176L17 175V173L15 172V170H12V166H13V155L10 157H8V160H7V162L5 163V164H3V166L5 167V168H9L10 170H12L11 172L13 173H15L18 177H20V180H21V178L23 179V182L24 183H26L27 185V187L25 186V185H23L24 183L22 182V180H21V182H20V180H19V178H17V176L16 175H14V177H13V179H14V182H11V181H9L7 184H6V182H2V184L0 183V209H1V211H0V236H1V234H3V232H5V233H7V235L10 237H15L16 235H17V233H18V237H16L15 239H17L18 238V240H20L21 238H19V236L20 237H23L22 239L24 240V238L27 236V237H30L29 239H27L28 241H24V243H25V245H27L29 248L27 249V246H25L24 244H23V247L25 246V249L27 250V252L29 251V253H32V252H30V250L33 248H31L29 245H32V243H33V245L35 244V245H37V244H39L38 246L40 247V248H38L39 250L41 249V251L43 252V254H44V251H45V253H48V255L49 256H51V259H50V257H48V255L46 254V255H43L42 256V252L40 251L39 252V250H38V252L41 254V255H39V253L37 254V253H32L34 256H37V258L39 257V258H41V257H44V258H42V259H45L46 258V256H47V259H50V261L51 262H53L52 264H56L57 263V261L55 262V260H53L54 259V257H58V258H60V256H59V254H58V252L57 251H55L56 249H57V247H56V245L55 246H53V243H51L52 245L50 246V247H48L49 245H50V241L52 242V240L53 239H55L56 238V242H55V240H54V244H56V243H60L62 246L63 245H69V246H71L72 245V243H73V240L71 239V236L73 237V233H76V234H74V237L75 236H77V237H81L82 236V233H83V231H84V229H86V228H84V227H81V224H86V225H88L90 222L89 221H87V220H90V219H93V221H95V219H99L100 217H101V213L103 214V215H106V217L108 216V214L109 213H112L113 211H114V209H117L118 207H119V205L117 204V201L115 200V197H111V193H112V191H113V186H114V183L118 180L119 181V185H120V187H121V189L124 187V189L122 190L123 191V194L125 195V197L128 195V191L127 190H125V188L126 189H128V188H132L133 187V185H134V187H135V183L136 184H138V179L140 178L139 177V169L137 168L138 167V163H141L142 162V157H140V151L141 150H139L140 148L139 147H143L144 145H143V143L145 144V142L147 143V141H148V139H150V135L152 134V136L154 135V134H157V132H159V130L158 129H165V127L167 128L169 125H170V123H168L167 124V122H163L164 124L162 125H159L161 122H159L158 120H159V118L160 117H158V116H156V115H147V116H144L145 117V121L143 122V123H145V124H143L142 123V120H139L140 121V123H142V124H137L138 126L139 125H143V128L141 127V126H139L137 129H134V130H136V135L137 136H133L132 135V138H133V140H132V138H129V137H124L125 135H124V133L125 132H130V131H128V130H130V129H128L129 127L127 126V125H129V123L127 122V120L126 119H124V118H126L125 117V115H126V113L128 112L127 110H125L126 109V106L127 105H130V107H132V108H136V107H139L138 105H140V103H138L139 102V100H140V98L142 99H145V101H149V103H150V101H152V99H153V95H151V93H149L148 94V91L150 92V90L146 87H140L139 88V90H138V96L136 97L134 94H133V92H132V90H131V88L130 87H128L127 85H126V83H124V81L121 79L122 77H120V76H118V75H114V76H109V75H107V77L109 78V79H111L112 78V80L110 81V84H112L111 85V87H112V89L116 92L115 93V95L117 96V98H118V101L116 102V103H112V104H110V105H108V106H105V107H103V109L105 110V111H103V112H100V111H97V109L95 110V109H93L92 107H91V105H90V102H89V99L85 96V95H83L80 91H77V89L74 91V93H76V91L79 93H76V95L75 94H73V92H72V94L74 95V96H72L73 98H72V100H71V98H69V99H67V100H65L64 101V105H62V103L61 102H58V101H56L55 103H54V101H53V96L50 94V93H53L54 94V92H52V91H50L49 92V90L48 89H50L48 86H45V88L43 87V89H46L45 90V92L42 94V92L41 91H37V90H34V89H32L33 91V93H34V91H36L37 92V94L39 95L38 97H33V95L35 96V93L34 94H32L31 96H29L28 94H27V92H26V90H24V86H26V85H30V83L32 82L31 80V78H33L32 76H33V74H35L36 72H34L33 74L32 73H30V72H32V70H33V65H32V60H33V58H32V52H33V49H32V47H30V46H28V44H26V43H30V42H33V41H30V38L31 37H28ZM37 36L34 38V39H36L37 38ZM81 36V35H80ZM79 36V37H80ZM111 36H112V34H111ZM78 37V38H79ZM82 37V36H81ZM80 37V38H81ZM22 38V39H21ZM65 38H67L66 37V35H65V37H62L61 36V38L59 37V39H61V41L59 40V39H57V40H53V42H64V40H65ZM78 38H76V39H78ZM120 38V39H119ZM122 38V39H121ZM127 38V39H126ZM16 39V41H14ZM28 39V40H27ZM56 39V38H55ZM68 39V38H67ZM129 39V40H128ZM132 39V41H130ZM19 40H21V41H19ZM31 40H33V39H31ZM5 41L7 42L6 44H5ZM18 41V42H17ZM27 41H29V42H27ZM35 41V40H34ZM37 41V40H36ZM51 41V40H50ZM113 41H115V39L113 40ZM124 42V45H123V42ZM4 42V43H3ZM14 42H15V44H14ZM17 42V43H16ZM24 43V44H26V45H24V44H18V43ZM57 42V43H58ZM67 42H68V40H67ZM69 42H71L70 41V39H69ZM117 42H115L116 44H117ZM3 43V44H2ZM114 43V42H113ZM128 45H130V46H128ZM10 46H9V45ZM52 44V43H51ZM60 43H58L57 45L60 47V46H62V45H59ZM6 45V46H5ZM12 45V46H11ZM24 45V46H23ZM56 44L55 45H53V46H57ZM126 45V46H125ZM132 45H134V47L132 46ZM250 45V46H249ZM247 44V46L245 47V50L247 51L246 53L249 55V57H251L252 59V61H253V63H256L257 64V62H258V64H260V54H259V51L257 52V51H255L256 50V48L253 46V44ZM1 46H5V48H2ZM20 46H23V47H21L20 48V51H18L19 50V47ZM52 46V47H53ZM132 46V47H131ZM9 47V48H8ZM12 47V48H11ZM76 48L77 47H79L80 48V46L78 45V46H75ZM131 47V48H130ZM249 47V48H248ZM18 48V49H17ZM253 48V50H251V49ZM123 49V48H122ZM8 50V51H7ZM22 50V51H21ZM17 51H18V55H17ZM25 51V52H24ZM139 51V52H138ZM4 52H5V55H3L4 54ZM20 52H22L21 54L22 55H20ZM26 53V54H25ZM135 53H138V55L137 54H135ZM12 54V55H11ZM146 55H148L149 53H145ZM144 53H143V55H145ZM15 55V56H14ZM142 55V56H143ZM145 55V56H146ZM20 56H22L21 57V59L19 58ZM25 56V57H24ZM29 56H31V57H29ZM141 56V55H140ZM138 57L139 58V60H141V61H137V59L138 58H136V62H138V63H140V67H143V70L144 71H146V73H151L152 75L153 74H155V72L154 71H152L151 69H152V66L154 67V65H152V64H150V61L151 60H147V63H148V61H149V63L147 64L146 62V66L147 67H145V66H143V65H145V63H143V64H141V62L145 59H141L142 58V56L141 57ZM9 57H10V59H9ZM14 57V58H13ZM21 60V62H20V66L18 67V65H19V59ZM27 57H29V58H27ZM240 57V58H239ZM239 57H237V60H236V62H242V64H243V62L245 63L246 62V64H247V61H244V59L246 60V57L245 58H243L244 56H239ZM16 58V59H15ZM25 58V59H24ZM6 59H7V61H6ZM9 59V60H8ZM32 59V60H31ZM255 59V60H254ZM13 60V61H12ZM17 60V61H16ZM19 60V61H18ZM27 60L29 61L28 63H27ZM222 60H223V58H222ZM241 60V61H240ZM5 61V63H4V65H3V62ZM26 61V62H25ZM146 61V60H145ZM199 61H201L202 63H204L205 65H206V67H205V69L206 70H209L210 72H211V70H213L214 69V60L213 59H211L209 56H207V55H204V56H199ZM251 61V62H252ZM255 61V62H254ZM9 62H15L14 64L12 63L11 65L14 67V69H13V67L12 66H10V63ZM17 62H18V65L16 66V64H17ZM200 62V64H201V66H202V63ZM26 63V64H25ZM151 63H153L152 61H151ZM225 63L226 64H229V63H232L231 61L229 62H226L225 61ZM252 63V64H253ZM2 64V65H1ZM7 64V65H6ZM8 64H9V66L10 67H7L8 66ZM25 66H24V65ZM27 64H29L28 66H27ZM204 64H203V66H204ZM241 63H238V68H239V70L243 73V76L245 77V80H247V81H245L244 83H245V85L243 86V87H241L239 90H237L236 92H234V93H232L231 94V99L229 100V99H227V96L229 95H227L226 93H228V89L229 88H232L233 86H234V84H228L227 86H226V88H224V90H222L223 92L222 93H224V94H222V96H224L225 97V99H224V101L227 103L228 101L231 103H229L228 102V107H231L230 105H232V103H234V104H236V103H244V104H246V105H248L249 107H250V101L248 102V101H246V100H249L248 98H250V94H251V92H255V94L256 95H258L259 97H257L258 99L260 98L261 99V101L263 102H261L260 103V101H259V105L261 106L262 104V106H264V98H261V97H263L264 96V82H262V81H264V77H261V75H260V73L262 72V71H264V69H262L260 66H258V64H257V66L258 67H254V66H256V65H249L248 67L250 68H248V67H246L245 65L246 64H243L242 65ZM23 65V66H22ZM151 65V66H150ZM208 65V66H207ZM236 65H237V63H236ZM17 68H16V67ZM22 67V68H21ZM150 69H149V68ZM243 67H244V69H243ZM247 69H246V68ZM30 68V69H29ZM156 68V67H155ZM155 68H153V70H155ZM242 68V69H241ZM251 68H253V69H251ZM260 68V69H259ZM9 69H11V70H9ZM19 69H21V70H19ZM25 69V70H24ZM26 69H27V71H26ZM32 69V70H31ZM35 69L37 70L38 69V67H35ZM34 69V70H35ZM107 69V68H106ZM13 70V71H12ZM17 72H19V74H14L16 71ZM19 70V71H18ZM24 70V71H23ZM28 70H30V72L28 71ZM33 70V71H34ZM35 70V71H36ZM181 70H183V69H180V71H177L178 73L180 72L181 74H182V72H181ZM26 71V72H25ZM38 71V73L41 71H39V70H37ZM148 71V72H147ZM209 71H206V72H208V73H210ZM104 72H106V70L104 71ZM154 72V73H153ZM23 73H25V74H23ZM26 73H29V75H27ZM149 73V74H150ZM21 74H23V76L24 75H26V76H24L25 78L23 79L22 77H21ZM40 75H38V76H40V77H42V78H40V80L41 81H43L45 84H46V78H44L43 76H41L42 74L41 73H39ZM103 75H106V73H104ZM19 77H21V79L23 80H21V79H19ZM111 77V78H110ZM119 77V78H118ZM19 79V80H18ZM20 82H18V81ZM11 81H13L12 82V84L11 83H9V82H11ZM28 82V83H27ZM112 82V83H111ZM42 83V82H41ZM114 83H115V85H114ZM142 83V82H141ZM249 83H252L253 85V87L252 86H249L248 84ZM21 84H23V86L21 87ZM32 85H33V83H31ZM45 84H43V86L45 85ZM147 84L148 83H146V82H144L143 81V85H145V86H147ZM13 87V90H9V88L11 87V86ZM47 85V84H46ZM126 87H125V86ZM256 85V86H255ZM259 87H258V86ZM263 85V86H262ZM118 86V87H117ZM8 87V89L6 90V88ZM11 87V88H12ZM117 87V88H116ZM124 87V88H123ZM247 89H246V88ZM255 87H256V89H255ZM10 88V89H11ZM245 88V89H244ZM241 89H243L244 91H242ZM2 90V91H1ZM3 90H5V91H10L11 92V94L13 93V91H14V94H13V96H7V95H9V94H7V92H5V91H3ZM117 90V91H116ZM8 91V92H9ZM113 91V92H114ZM118 91H119V93H118ZM125 91H128L127 93H128V95H127V93L125 92ZM16 92V93H15ZM18 92V93H17ZM40 92H41V94H42V97H40L41 95H40ZM49 92V93H48ZM130 92V93H129ZM143 92V93H142ZM144 92H146V93H144ZM226 92V93H225ZM248 92V93H247ZM240 93V94H239ZM248 95H247V94ZM250 93V94H249ZM37 94H36V96H37ZM118 94V95H117ZM122 94H123V96H122ZM146 94H148V95H146ZM239 94V96L240 97H236L235 95H238ZM252 94H254V93H252ZM255 94H254V96H255ZM43 95H44V97H43ZM79 95V96H78ZM244 95H246V97L244 96ZM6 96H7V98H6ZM75 96H77L78 97V100H77V97L76 98H74ZM85 96V97H84ZM127 98H126V97ZM152 98H150V97ZM236 98H235V97ZM247 96H248V98H247ZM80 97V98H79ZM123 97H124V99H123ZM144 97H148V98H144ZM234 97V98H233ZM256 97V96H255ZM30 98V99H29ZM34 98V99H33ZM36 98L37 99H39V100H41V101H39L38 102V104H41V105H39V106H37L36 105V103H33L32 101L34 100V101H36ZM52 100V101H49L50 99ZM84 98V99H83ZM87 98V99H86ZM133 98V99H132ZM247 98V99H246ZM4 99V100H3ZM7 99H8V101H7ZM73 99H74V101H73ZM80 99V100H79ZM82 99V100H81ZM142 99V100H143ZM149 99H151V100H149ZM233 99V100H232ZM263 99V100H262ZM11 100H13V101H15V103L13 102V101H11ZM69 100H71V101H69ZM76 100V101H75ZM128 100H130L131 102L128 104ZM134 100V101H133ZM49 101V102H48ZM80 101H81V103H80ZM125 101V102H124ZM128 101V102H127ZM136 101V102H135ZM238 101V102H237ZM37 102V101H36ZM45 104H43V103ZM47 102H48V104H47ZM58 102V103H57ZM75 102H76V104H75ZM132 102L134 103V104H132ZM248 102V103H247ZM11 103V104H10ZM14 103V104H13ZM51 103H53V104H51ZM68 103V104H67ZM70 103V104H69ZM124 103V104H123ZM136 103V104H135ZM4 104V105H3ZM6 104H10L9 106L11 107H9L8 105H6ZM18 104H19V106H18ZM21 104V105H20ZM51 104V105H50ZM56 104H57V106L59 105L60 106V110H59V108L58 107H56ZM77 104H78V106H77ZM121 104V105H120ZM133 106H132V105ZM230 104V105H229ZM3 105V106H2ZM48 105V106H47ZM54 105V106H53ZM71 107H70V106ZM74 105L76 106V107H78V108H76V107H74ZM5 106V107H4ZM13 106V107H12ZM22 106V107H21ZM35 106H37V107H35ZM46 106H47V108H46ZM89 106V107H88ZM8 107V108H7ZM29 107H31V109L29 108ZM72 107H73V109H72ZM83 107H85V108H83ZM119 107H121V108H119ZM13 108V109H12ZM44 108H46L47 109V112L46 111H44V110H46V109H44ZM76 108V109H75ZM81 108V109H80ZM85 109V110H83V109ZM123 108V109H122ZM261 108H264V107H261ZM8 109V110H7ZM48 109L50 110V112L48 111ZM78 109H80V110H78ZM14 110V111H13ZM43 111V112H41V111ZM92 110V111H91ZM264 110V109H263ZM21 111V112H20ZM41 113H40V112ZM109 111V112H108ZM13 112V113H12ZM16 112V113H15ZM39 112V113H38ZM72 112V113H71ZM94 112H96V113H94ZM123 114H122V113ZM261 112V118H264V111H260ZM10 113V114H9ZM43 113V114H42ZM74 113V114H73ZM91 113V114H90ZM103 113V114H102ZM121 113V114H120ZM5 114V115H4ZM13 114V115H12ZM19 114V115H20ZM97 114V115H96ZM21 115H23V114H21ZM122 115V116H121ZM11 116H13V117H11ZM49 116H47V119L45 120V121H47V123L49 122V121H51V120H49V119H51ZM75 116V117H74ZM89 116V117H88ZM99 116V117H98ZM117 116V117H116ZM150 116V117H149ZM7 117H9V118H7ZM49 117V118H48ZM73 117V118H72ZM147 117V118H146ZM152 117V118H151ZM156 117V118H155ZM157 117H158V119H157ZM7 118V119H6ZM21 118V117H20ZM113 118V119H112ZM121 118H123L124 119V121H122L123 119H121ZM149 118L150 119H152V120H154V121H152V124H151V122H150V120H149ZM24 119V120H23ZM73 121H72V120ZM114 120V122L115 121H119V122H117L118 124H120V125H118V124H116V127H110L109 125H108V121L109 120ZM117 119V120H116ZM10 120H11V122H12V124L9 126V128H8V130H7V128H6V126L5 125H9L10 124ZM149 120V121H148ZM7 121V122H6ZM26 122L25 121V118H24V116L22 117V119H21V122ZM121 121V122H120ZM139 121H138V123H139ZM147 121V122H146ZM75 122V123H74ZM77 122V123H76ZM99 122V123H98ZM148 122H150V125H148L149 123ZM155 122V123H154ZM159 122V123H158ZM45 123V122H44ZM47 123H45V124H47ZM157 123V124H156ZM252 121H251V123L250 124H248V126H246V127H242V128H246V129H244V130H242V131H240L241 130V127H240V129H239V127H238V129L239 130H237V128L236 127H231V129L229 128V130L227 131L224 127L222 128V131L224 130L225 131V134L228 132V134L227 135H223V137H228L227 139L229 140H231V141H228L227 139H226V142H228V145H229V147H228V149H227V152L226 153H223V154H220V158L221 159H223L224 160V163H227L226 164V168L227 169H229L228 167H233L232 169H233V171H232V169H231V171L230 170H228L230 173H231V175H228V177H227V180H231V182H233L234 181V183L235 184H233V185H231L232 187V190L233 191H230L229 193H228V195H229V199H230V196H231V201L229 200V204H227V206H228V208L230 207V209H225V207H224V209L223 210H227L226 212H227V214L229 213V216H227V218L229 217V219H228V224L230 223V225H228L229 227H232V228H234L235 230H237V231H234V232H231L232 233V237L230 236V238H229V241H226V242H224L223 244H222V246L225 248V250H226V253H227V256H230L231 257V253L233 252V250H240V252H248V250H249V246H251V243L253 244V242L255 241L254 239H260L261 238V236L262 235H264V215H262L261 214V211L262 210H264V192H263V194L261 193V189H259L258 187H260V186H262V185H264V183L263 184H260V186L258 185V187H254V181L256 180V178L257 177H259V178H257V180H260V181H263L264 182V175H261L262 174V169H264V165H262L263 163H264V160H261V158L264 156V152L263 153H261L262 152V149L263 148H261L262 146H261V144H258L259 142H257V140L258 139H260V136L261 135H259V133L258 132H261V130H259L258 129V127L255 125V123L253 124V126H252ZM76 124H78V125H76ZM104 124V125H103ZM156 124V125H155ZM222 124V123H221ZM264 124V123H263ZM48 125V124H47ZM106 125V126H105ZM136 125V126H137ZM145 125V126H144ZM223 125V124H222ZM77 126V127H76ZM149 126H151V127H149ZM122 128V129H120V128ZM128 127V128H127ZM154 127V128H153ZM164 127V128H163ZM257 127V130L255 129ZM263 127H264V125H263ZM6 128V129H5ZM80 128V129H79ZM112 128V129H111ZM146 128V129H145ZM152 129V131H151V129ZM111 129V130H110ZM117 129H120V131H118ZM146 130V133L148 132L149 134H145L144 132H145V130ZM160 129V130H161ZM254 129V130H253ZM12 130V129H11ZM150 130V131H149ZM156 130H157V132H156ZM235 130V131H234ZM247 130V131H246ZM7 131V132H6ZM9 131H10V133H9ZM142 132L143 131V133L145 134H143L142 135V133H139V134H141V135H138V132ZM224 131H223V133H224ZM232 131V132H231ZM238 131H240V132H238ZM244 131V132H243ZM249 131V132H248ZM254 131H255V133L257 134V136H256V134L254 133ZM262 131H263V133L261 132V134H263L264 135V130L262 129ZM114 132H115V134H114ZM151 132V133H150ZM156 132V133H155ZM21 133V132H20ZM134 133V134H135ZM237 133V134H236ZM239 133V134H238ZM12 135H13V132H12ZM230 135H232V136H230ZM249 135V136H248ZM262 135V136H263ZM10 136V135H9ZM15 136V135H14ZM19 136V137H18ZM18 136H17V138L16 139H18L17 140V143H16V139L13 141V143L14 144H18V145H27V144H29V143H31V141H29L28 140V137L26 136V135H24L23 133H21V134H18ZM124 137L123 139H121V137ZM148 136V137H147ZM151 136V137H152ZM244 136H246V138L244 137ZM8 137V136H7ZM137 137V138H136ZM142 137V138H141ZM236 139H235V138ZM238 137V138H237ZM245 139H244V138ZM129 138V139H128ZM137 140H136V139ZM141 138V139H140ZM244 140H243V139ZM125 139H127V140H125ZM130 139H131V141H130ZM139 139V140H138ZM119 140L120 141H122L121 143L119 142ZM136 140V141H135ZM145 140H147V141H145ZM103 141V142H102ZM105 141V142H104ZM114 141V142H113ZM124 141V142H123ZM129 141V143L126 145L125 144V142H128ZM140 141V142H139ZM241 141V142H240ZM116 142V143H115ZM130 142L133 144H131L132 145V148H131V158L129 159V153L128 152H123V148H125L126 147V149L128 148V146H129V144H130ZM136 142H138V143H136ZM255 142V143H254ZM114 143V144H113ZM124 143V144H123ZM142 144L143 146H140V144ZM239 143H241V144H239ZM245 143V144H244ZM13 144V145H14ZM112 144V145H111ZM138 146V147H136V145ZM244 145V147H246L245 149H246V153H245V156H243L242 158L240 157L241 155L239 154L240 153V146L241 145ZM135 145V146H134ZM239 145V146H238ZM107 146V147H106ZM110 146V148H108ZM113 146V147H112ZM123 146V147H122ZM259 146H260V148H259ZM11 147V146H10ZM84 147H86V148H84ZM134 147V148H133ZM116 148V149H115ZM139 148V149H138ZM83 149V150H82ZM99 149V150H98ZM106 150V149H108V150H110V149H112V151L114 150V151H118V152H121V153H123V157L124 158H122V160L121 159H118V161L116 162V163H118L119 161H121V162H119L118 164H114V165H112V166H114L113 167V169L114 170H116V171H112V173L110 172L111 170H113L111 167L112 166H109L110 168L107 170V171H101L100 172V170L99 171H97L98 170V168L100 169V167H101V164H100V157H101V154L102 153H104L103 152V150ZM119 149V150H118ZM133 149V150H132ZM139 151H138V150ZM142 149V148H141ZM238 149H239V151H238ZM0 155L1 156H3L2 155V152H3V154H4V150H3V148L1 149L0 148ZM104 150V151H105ZM134 150H136V151H138V154H137V152H134ZM19 152H21V153H23V154H21V153H19ZM81 153V154H80ZM83 153V154H82ZM127 155V156H125V154ZM128 153V154H127ZM135 153H136V157H135ZM18 154H19V156L20 155H22L21 157H19L18 156ZM78 154H80V155H78ZM134 154V155H133ZM97 155H98V158H97ZM137 155H138V159H137ZM31 156L33 157L32 158V160H34V158H35V156H36V158H35V161L37 160L38 161V163H39V161H40V163L42 162V164H43V166H42V164H38V166H39V168L37 167L36 168V170L34 169V168H28V167H25L24 168V164L25 163H23L26 159L28 160H31ZM84 156V157H83ZM91 158L92 157V160H89V157ZM93 156H95V157H93ZM134 157V159H137V160H135L136 161V163H134L135 161H134V159H133V157ZM142 156V155H141ZM40 157V158H39ZM126 157V158H125ZM9 158H11V159H9ZM19 158H21V160L19 159ZM25 158V159H24ZM39 158V159H38ZM88 158V160L89 161H91V163L90 162H88V161H86V159ZM48 159H50V160H48ZM107 158H105L104 160H103V164L104 165H108V160H106ZM132 162V161H134L133 163H131L129 160ZM263 159H264V157H263ZM12 160V161H11ZM24 160V161H23ZM94 160V161H93ZM97 160V161H96ZM129 161V162H127V161ZM141 160V161H140ZM244 161L245 163H243V165H242V163H241V161ZM34 161V162H35ZM93 161V162H92ZM124 161H126V162H124ZM137 161H138V163H137ZM88 162V163H87ZM96 164H95V163ZM97 162L100 164H97ZM125 163L127 164V165H125ZM131 163V164H130ZM93 164H95V165H97L96 167H97V169H95L96 167L95 166H93ZM128 164H129V166H128ZM135 166H134V165ZM239 164L240 165H242L241 167L239 166ZM6 165V166H5ZM10 165H12L11 167H10ZM24 165V166H23ZM52 165V166H51ZM99 165V166H98ZM122 165V166H121ZM132 165V166H131ZM234 165V166H233ZM235 165L237 166V167H235ZM42 166V167H41ZM77 167V169H76V167ZM120 166L122 167V168H120ZM42 169H41V168ZM132 167V168H131ZM28 168V169H27ZM131 170H130V169ZM135 168V169H134ZM175 168H176V170H178L179 171V169H180V167L178 166V164H177V162L175 163ZM29 169H30V171H29ZM33 169V170H32ZM40 169V170H39ZM43 169H45V170H43ZM74 169V170H73ZM90 169V170H89ZM92 169V170H91ZM94 169L96 170V171H94ZM111 169V170H110ZM237 169H240V170H238V171H235V170H237ZM32 170V171H31ZM56 170V171H55ZM58 170H60V172L58 171ZM126 170V171H125ZM135 170V172H137V173H135V176H133L132 175V173H133V171ZM34 171H36V172H34ZM41 171V172H45V176H44V172L43 173H39V172ZM56 172V173H54V172ZM58 171V172H57ZM94 171V172H93ZM118 171H120V172H124V174H123V176L122 175H120V172L118 173ZM227 171V173H229ZM240 171V172H239ZM246 171V172H245ZM28 172V173H27ZM34 172V173H33ZM49 174H48V173ZM51 172V173H50ZM95 172H97V173H95ZM98 172H100V173H98ZM107 174H106V173ZM239 172V173H238ZM33 173V174H32ZM37 173H38V175H37ZM57 173H61V175L60 174H57ZM63 173H65V176H62L63 175ZM90 173H93V174H95L94 176H93V174H90ZM233 173H235L234 174V178H232L233 177ZM259 173H260V176H259ZM27 174H29V175H27ZM30 174H32L33 176L31 177V179H30ZM103 174V175H102ZM112 176H111V175ZM25 175H26V177H25ZM35 175H37V176H35ZM40 175H42V176H40ZM56 175H58V176H56ZM105 175V176H104ZM115 175V176H114ZM116 175H118V177L116 176ZM126 175V176H125ZM132 177H131V176ZM198 176V174H194V177L191 179V177L190 178H188V177H185V176H182L181 174H179V173H177L176 175H171L170 176V179L172 180L171 181V184L172 185H174V187L176 188V190H178V192H180V194H182L183 192H191V193H193V192H196L197 194H199V195H203L204 193H205V190H206V183L205 182H203V179L200 177H197ZM237 175V176H236ZM254 175V176H253ZM49 176H51L50 178H49ZM110 176H111V178H110ZM122 176V177H121ZM136 176H137V178H136ZM177 176V177H176ZM231 176V177H230ZM36 177V182L34 181H32V180H35L34 178ZM38 177V178H37ZM56 177V178H55ZM74 177V176H73ZM115 177V178H114ZM117 177V178H116ZM230 177V178H229ZM254 177V178H253ZM262 177V178H261ZM29 178V179H28ZM40 178V179H39ZM49 178V179H48ZM58 178V179H57ZM59 178H61V180L59 179ZM91 178H92V180H91ZM95 178V179H94ZM123 178H125V179H123ZM134 180H132V179ZM137 180H136V179ZM178 179V181H177V179ZM195 178V179H194ZM237 178V179H236ZM51 179V180H50ZM64 179V180H63ZM115 179H116V181H115ZM130 179V180H129ZM261 179H263V180H261ZM16 180V181H15ZM19 180V181H18ZM24 180H27L26 182L24 181ZM28 180L30 181L31 180V182H28ZM45 181L44 182V184H40L39 182L40 181ZM77 180H78V178H77ZM77 180L76 181H74L75 183L77 182ZM110 180H112V181H110ZM128 180V181H127ZM195 180V181H194ZM238 180V181H237ZM256 180V181H257ZM18 181V182H17ZM69 183H68V182ZM84 181H87L86 182V184H85V182ZM129 181L131 182V183H129ZM255 181V182H256ZM11 182V183H10ZM47 182H49L50 184H48ZM66 182H67V184L68 185H71V183H72V185H71V188H70V186H68L67 184H66ZM110 182H111V184H110ZM124 182V183H123ZM128 182V183H127ZM176 182H181L182 183V185L181 186H179L180 184L179 183H176ZM243 182V183H242ZM248 182V184L250 185L251 184V186L249 187V185H248V187L249 188H251L252 186H253V188H251V189H247V185L245 184V183H247ZM250 182V183H249ZM252 182V183H251ZM21 183V184H20ZM23 183V184H22ZM39 184V185H36V184ZM113 183V184H112ZM127 183V185L125 186V184ZM262 183V182H261ZM10 184V185H9ZM21 185V186H16V185ZM32 184H34V186L32 185ZM85 186H84V185ZM89 184V185H88ZM128 184H130L129 186H128ZM178 184V185H177ZM237 184V185H236ZM246 185V187H245V185ZM5 185H7L8 186V188L7 187H5ZM14 186V188H12L11 186ZM43 185V186H42ZM55 185V186H54ZM189 185V186H188ZM243 185V186H242ZM3 186V187H2ZM18 188H16V187ZM30 186V187H29ZM38 188H40V189H38ZM43 188H42V187ZM45 186V187H44ZM47 186H49V187H47ZM68 188H67V187ZM87 186V187H86ZM131 186V187H130ZM21 187V188H20ZM22 187H25V188H23V189H25V190H23L22 189ZM28 187L29 188H31L30 190L28 189ZM35 187V188H34ZM47 187V188H46ZM54 187V188H53ZM85 187L86 188H88V190H86L85 189ZM95 187V188H94ZM133 187V188H134ZM179 187V188H178ZM182 187H184V188H182ZM191 189H193V191H191V190H189L190 188ZM234 187H236V191H234ZM238 187V188H237ZM241 187V188H240ZM4 189L5 188V190H2V189ZM11 188V189H10ZM16 188V189H15ZM43 190H42V189ZM72 188H74V189H72ZM93 188V189H92ZM132 188V189H133ZM7 189V190H6ZM34 189H35V191H34ZM48 189V190H47ZM77 189V190H76ZM82 190L83 191V193H82V196L81 197H83V198H81L80 197V195H81V192H79V190ZM179 189H182V190H180L179 191ZM238 189V190H237ZM11 190V192H9V191ZM16 190H18V191H16ZM21 190V191H20ZM28 190L30 191V192H28ZM36 190H38V191H36ZM43 193H41L40 191ZM44 190H45V192H44ZM50 190V191H49ZM74 190H76V191H74ZM253 190H254V192H253ZM17 193H16V192ZM46 191H47V193H49V195H50V197L52 198H50L49 197V199H48V194L46 193ZM86 191V192H85ZM9 192V193H8ZM28 192V193H27ZM33 194H32V193ZM35 192H36V194H35ZM37 192L38 193H40V194H37ZM50 192H52L51 194H50ZM65 192V193H64ZM67 192V193H66ZM84 192L86 193L84 196H83V194H84ZM94 194H93V193ZM189 192V193H190ZM234 192V193H233ZM235 192H237V193H235ZM255 192L257 193V192H260L261 194H255ZM14 193H16V194H14ZM19 193L22 195H19ZM89 195H88V194ZM240 193V195H238ZM9 194V195H8ZM18 194V195H17ZM35 194V195H34ZM70 194V195H69ZM77 194H79V195H77ZM257 195V196H255V195ZM27 195V196H26ZM39 195V196H38ZM43 195V196H42ZM55 197H54V196ZM87 195H88V197L90 198V200L87 198ZM93 195H95V196H93ZM235 195H237V196H235ZM244 195V196H243ZM26 196V198H28V200L27 201H29L30 200V202L28 203L27 201H26V198H24ZM35 196H37L36 197V199H38V200H41L40 202H38V200H36L35 199ZM42 196V197H41ZM68 196V197H67ZM100 196V197H99ZM234 196V197H233ZM9 197V198H8ZM21 197H23V198H21ZM39 197H40V199H39ZM236 197V198H235ZM261 197V198H260ZM22 200H21V199ZM43 198V199H42ZM45 198H46V200H45ZM87 198V199H86ZM253 198H256V199H254L256 202L258 201V203H260V204H258V203H255V201H253ZM24 199V200H23ZM35 199V203L33 202V200ZM55 199V200H54ZM80 199H83V200H85V201H83L82 200V202L81 201H79ZM91 199H92V201H91ZM95 199V200H94ZM121 199H123V198H121ZM43 200V201H42ZM50 202H49V201ZM54 200V201H53ZM237 200H239V201H237ZM23 201H25V202H23ZM47 201V202H46ZM69 201V202H68ZM73 201V202H72ZM79 201V202H78ZM96 201V202H95ZM107 201V202H106ZM235 201H237V203L235 202ZM254 203H253V202ZM260 201V202H259ZM22 202V203H21ZM42 202H44V203H42ZM87 202V203H86ZM94 202V203H93ZM235 202V203H234ZM30 203H31V205H30ZM43 205H42V204ZM71 203V204H70ZM75 203H77L76 205H75ZM130 203H132V201L130 202ZM135 202L133 201V203L132 204H134ZM232 203V204H231ZM25 204V205H24ZM29 204V205H28ZM44 204H47V205H44ZM85 204H90V207L91 208H93V210L95 209V211H93V213H92V209L89 211L90 213H91V218H89L88 217V215L87 214H84V213H86V212H83V208H81V209H78V208H75V206H77V205H85ZM93 204V205H92ZM98 204V205H97ZM176 203L174 202V200L172 199H170L169 201H167V202H165V205H164V207L165 208H167L168 206L169 207H171V209L169 208V210L168 209H165L164 207H163V210H164V216L165 217H163L165 220L164 221H169V224L170 223H172L173 222V217H177V215L179 216V214L176 212V209H177V207H176V205H175ZM234 204H235V206H234ZM255 204V205H254ZM233 205V206H232ZM258 205V206H257ZM260 205V206H259ZM74 208H73V207ZM134 206V205H133ZM253 206H254V208H253ZM47 207V208H46ZM81 207V206H80ZM79 207V208H80ZM83 207V206H82ZM85 207H87V206H85ZM84 207V209H87V208H85ZM101 207V208H100ZM125 207H126V209H127V204H124V206H123V208L125 209ZM232 207V208H231ZM235 207V208H234ZM248 207V208H247ZM249 207H251L252 208V211H253V214H251V216H249L248 214H247V211L249 210ZM19 208V209H18ZM98 208V210H96ZM105 208H107V210L105 209ZM248 210H247V209ZM102 210V212H101V210ZM105 209V210H104ZM124 209H122L121 210V215H123L124 213L123 212H126V209L124 210ZM172 209H173V211H174V213L172 212ZM220 209V208H219ZM50 210V211H49ZM54 210V211H53ZM74 210V211H73ZM88 210V209H87ZM86 210V211H87ZM103 210L105 211V212H103ZM168 210V211H167ZM171 210V211H170ZM230 210V211H229ZM235 210V211H234ZM237 210H238V212H237ZM255 210V211H254ZM96 211H97V213H96ZM99 211V212H98ZM107 211V212H106ZM128 211V210H127ZM234 211V212H233ZM49 212V213H48ZM167 212H170V214L168 215V213ZM176 212V213H175ZM225 212V211H224ZM231 212H232V214H231ZM248 212H250V210L248 211ZM257 212V213H256ZM5 213H6V215H5ZM51 213L53 214V215H51ZM68 213V214H67ZM166 213H167V215H166ZM183 213H184V215L188 218L189 216H187L186 214H187V212L186 211H183ZM241 215H240V214ZM252 213V212H251ZM256 213V214H255ZM51 216H50V215ZM233 214L235 215V216H233ZM75 215V216H74ZM236 215L239 217V215L241 216V217H239V218H236ZM254 215V216H253ZM256 215V216H255ZM47 216H50V217H47ZM52 216H54V218H56V219H59V220H57V221H60V220H62V222H63V224L62 225H59L58 227H57V229L55 230V232H54V230H52L51 228H52V226L53 227H56L60 222H55V220L53 219V217ZM163 216V215H162ZM173 216V217H172ZM233 216V217H232ZM242 216L243 217H245V216H248L249 218H251L252 219V221H250L251 219H248L247 217V219L250 221V222H252V223H254V224H256V225H254L253 226V224H251L253 227L251 228V229H254L253 230V232L252 233H250L249 234V236H248V238H247V240L244 238V235H245V232L243 231V229H242V224H239V222H240V220H243L244 221V219L245 218H243V219H241L242 218ZM75 217H76V219H75ZM105 217V216H104ZM51 218H52V220H51ZM72 218H74V219H72ZM84 218H86V219H84ZM172 218V219H171ZM236 218V219H235ZM71 219V220H70ZM83 219V220H82ZM239 219V220H238ZM69 220H70V222H69ZM84 220H86L85 222H84ZM248 220H246L245 219V221H248ZM73 221V222H72ZM80 221H81V224H80ZM83 221V222H82ZM91 222H92V220H90ZM227 221V220H226ZM235 221H236V223H235ZM79 222V223H78ZM232 222V223H231ZM68 223L70 224V225H68ZM7 224V225H6ZM61 224V223H60ZM136 224L137 223H135L134 224V227H133V231L134 232H136V235L138 236V240L136 241V244H137V247L135 248V250L134 251H131V253H130V255L128 256V259L129 260H131V261H137V260H143V262H144V264H190L188 261H187V256H188V252L187 251H185V250H187L188 248H189V246H187V247H185L186 246V244L185 243H183V244H185V245H183L182 243H179V244H176V245H174V242L173 243H171V241L169 242L168 240H170L169 238L166 240V241H168V242H165V240L164 241H162V242H160V243H162L163 245H161V247H160V249L163 247V246H165V244H166V246H168L169 247V249L167 248V247H164L165 249H167V250H170V251H167V250H164L163 248V250H164V252H165V254H167V256L165 257L163 254H164V252L162 251V249H161V251L162 252H159V254L157 253V251H155V248H153V243H151L152 241L154 242V239H153V237H151L150 235H148V232L150 231H148V229L146 228H144L143 226H139V227H135L136 226ZM8 225H11V226H8ZM16 225H18V226H16ZM56 225V226H55ZM64 225H65V227H64ZM261 225V226H260ZM63 227V228H61V231H59L60 229H58L59 227ZM69 226H71V227H69L73 232H72V234H71V236H69V231H70V229H69V231H67L66 232V230H67V228ZM83 226V225H82ZM126 226V225H125ZM227 226V227H228ZM256 226H258V227H256ZM78 227H80L79 229H78ZM228 227V228H229ZM238 227H239V229H241V230H238ZM7 228V229H6ZM18 228V229H17ZM21 228V229H20ZM81 228H84V229H81ZM101 229L103 228V226H102V223H101V227H100ZM144 228V229H143ZM256 228V229H255ZM14 229V230H13ZM78 229V230H77ZM137 229H139L138 231H137ZM7 230V231H6ZM83 230V231H82ZM141 230V231H140ZM1 231H2V233H1ZM48 231V233H46ZM77 231V232H76ZM243 231V232H242ZM19 232H20V234L22 233V235H20L19 234ZM62 232V233H61ZM151 232V231H150ZM190 232V231H189ZM12 233V234H11ZM144 233V234H143ZM147 233V234H146ZM254 233V234H253ZM51 235V237L49 236V235ZM233 234H234V237H236V238H234L233 237ZM253 234V235H252ZM4 235V234H3ZM30 235V236H29ZM53 235H54V237H53ZM164 235H166V233L164 234ZM238 235H242L241 236V238H240V236H238ZM8 236H6V235H4V237H8ZM25 236V237H24ZM62 236L65 238V239H67V240H69L67 243H65L66 242V240L64 239V238H62ZM150 238H149V237ZM168 236V235H167ZM237 236H238V238H237ZM252 236V237H251ZM258 236H259V238H258ZM14 237L13 238H11L12 240L14 239ZM26 237V238H27ZM61 237V238H60ZM67 237V238H66ZM69 237V238H68ZM253 237H257V238H253ZM263 237V236H262ZM53 238V239H52ZM149 238V239H148ZM165 238H167V237H164V239ZM232 238V239H231ZM245 240H244V239ZM21 239V245H22V243H23V240ZM230 239L232 240V241H230ZM240 239V240H239ZM249 239V240H248ZM26 240V239H25ZM57 240H58V242H57ZM63 240H65V241H63ZM89 240H92V241H94V243H93V246H96V245H99L100 247H101V249L102 250H104V251H110L111 249H112V244H111V239L109 238V237H107V236H104L103 235V233H102V231H99V230H97V231H95V232H93L91 235H88L87 237L85 236L82 240H81V243H86L87 241H89ZM152 240V241H151ZM161 240H163V239H161ZM253 240V241H252ZM48 241V242H47ZM235 241V242H234ZM241 241H243V243L241 242ZM247 241L249 242V243H247ZM250 241H251V243H250ZM26 242H27V244H26ZM28 242H30V243H28ZM70 242H72V243H70ZM44 244V246H42L43 244ZM47 243V244H46ZM48 243H49V245H48ZM149 243H150V245H149ZM46 244V245H45ZM152 244V245H151ZM171 246H170V245ZM34 245V247H37V246H35ZM48 245V246H47ZM173 245V246H172ZM178 245H182V246H179L178 247ZM53 246V248H51ZM149 246V247H148ZM175 246V247H174ZM183 246H184V248H187V249H184L183 248ZM46 247V248H45ZM49 249H48V248ZM55 247V248H54ZM173 248V249H170V248ZM180 247H182L181 248V250H183L184 251V253H182L183 251H181L180 250ZM248 247V248H247ZM177 248L179 249V250H177ZM233 248V249H232ZM52 249L54 250L53 252H52ZM148 249H149V254H148ZM153 249V250H152ZM33 250V249H32ZM31 250V251H32ZM51 250V251H50ZM152 250V251H151ZM173 250V251H172ZM125 252H127L128 251V249H125L124 250ZM181 251V252H180ZM51 252H52V254H51ZM154 252V253H153ZM186 252V253H185ZM28 253V254H29ZM163 253V254H162ZM245 253V254H246ZM31 254V255H32ZM55 254H57V255H55ZM124 253L122 252V253H120L119 255H113V256H110V259H119L120 258V255H123ZM152 254H154V255H152ZM30 255V254H29ZM30 255V256H31ZM32 255V256H33ZM55 255V256H54ZM152 255V256H151ZM157 257H156V256ZM161 255V256H160ZM247 255H248V253H247ZM247 255H245V256H247ZM29 256V257H30ZM52 256H54V257H52ZM53 258V259H52ZM151 258H153V259H151ZM157 258V259H156ZM46 259V261H49V260H47ZM57 259V258H56ZM73 259L77 262V264H88V261L90 260V259H92V257L88 254V253H82V252H76L75 254H74V256H73ZM260 259H262V258H260ZM259 259V260H260ZM58 260V259H57ZM151 261V262H150ZM182 262H184V263H182ZM50 264V263H49ZM234 264H236V263H234Z\"/></svg>","mask_w":264,"mask_h":264},{"label":"snow or ice","instance_id":"3","mask_svg":"<svg viewBox=\"0 0 264 264\" xmlns=\"http://www.w3.org/2000/svg\"><path fill=\"white\" fill-rule=\"evenodd\" d=\"M0 7H7V5L3 4V0H0ZM25 6L21 5L23 9ZM45 8L50 7L49 5H45ZM193 9L201 10L204 8L219 10L220 11V22H222L228 31V34H231L232 29H235V35L231 41H229L230 45H235L236 41L242 34L243 36H252L256 38H264V4L262 5H250L244 4L239 5L236 3H224L222 8L220 4L212 3L209 0V3H197L191 6ZM139 8L138 4L132 3L126 5L127 9V27H122V32L120 35H123V32H127L128 27H131L132 24L136 23V20L133 19L136 10ZM182 19L181 28L179 30L173 29L170 35V43L168 47V58L171 61L174 59L178 47H182L180 45V39L182 35V30L186 27L187 21L190 19L192 23V32H196L197 28V18L199 15V11H194L191 17H187L184 12L177 13ZM123 19V17H121ZM217 25L214 23L213 28H216ZM211 31L206 34L205 40L201 41V44L205 43L207 39L211 38ZM199 39V36H194L193 43ZM209 49L216 54L215 48L209 44ZM261 68L264 69V54H261L260 58ZM261 77H264V71L260 73ZM264 82V81H262ZM211 86V85H210ZM244 86V80L241 79L238 83H236L232 88H229L227 99H231V94L239 90ZM218 90L213 88L212 92L215 96ZM225 99L224 96H220V100L223 101ZM35 103V101H32ZM195 107V101H193V105L191 108L187 109L191 113L192 119L190 120L187 135L182 138L183 141H187L189 139L194 138L200 133L201 124L198 119H196V113L192 110ZM98 111L103 112L104 109H98ZM158 118V117H157ZM68 115L64 110H60L56 115L52 116V123L57 125L58 127H51L49 125H38L33 121L31 129H28L27 123L23 125L25 128V132L23 133L28 137V140L31 143L27 145H12L9 147L7 145V135H5V145H4V155L0 156V166L5 164L8 160L9 156L14 155L15 152L19 150L21 146L26 148V156L31 155V152L36 150H50L52 143L55 142L56 149L55 155L57 160L66 159L70 151L73 147L83 146L84 141L81 139V134L73 133V138L65 142L61 139L60 129H67ZM231 123V122H230ZM262 123H264V118H262ZM108 125L110 127H116V122L113 120L108 121ZM120 131V129H117ZM48 131H51L52 135L50 137L47 136ZM124 135L129 138L133 135L131 132H125ZM123 139V136L121 137ZM226 137H212L210 141L214 151L217 155L223 154L227 152L229 147L226 142ZM261 144L264 145V136L261 137ZM123 147V146H122ZM131 148L132 145L129 144L127 149H124L125 152L129 153V157H131ZM99 150V149H98ZM173 151H176L174 146ZM264 151V149H262ZM246 149L242 144L240 146V155L241 157L245 156ZM108 159V165L103 164V160ZM123 158V153L118 151L105 150L104 153L101 154L100 157V171H107L109 166L114 165L118 159ZM241 163H244L242 160ZM114 171V169H113ZM126 171V170H125ZM227 171V170H226ZM262 174H264V169H262ZM135 176V172L132 173ZM145 182H147V177L142 178ZM129 183H131L129 181ZM7 187V185H5ZM122 189L119 186V181L117 180L114 183L113 191L111 193V197H115L117 204L119 207L114 209L112 213H109L107 217L101 216L98 220L90 222L87 225V228L82 233L81 237H71L73 243L71 246L61 245L60 243L56 244L58 249V254L60 259L57 261V264H77V262L73 259V256L76 252L88 253L92 259L88 261V264H144L143 260L131 261L128 259L131 251H134L137 247L136 241L138 240V236L136 232L133 231L134 224L139 222L142 218L140 209L144 207V197L141 195L140 190L135 191V195H133L134 189L128 188V195L121 199L120 193ZM261 192H264V185L261 186ZM130 201H135V210L133 204ZM107 202V201H106ZM124 204H128V211L124 212L121 215V210L123 209ZM251 211V208L249 207ZM261 214L264 215V210L261 211ZM6 215V213H5ZM101 223L103 224V228H100ZM127 225V226H125ZM102 231L104 236H107L111 239L112 249L110 251H104L101 249L99 245L93 246L94 241L89 240L86 243H81V240L88 235H91L95 231ZM139 229H137L138 231ZM71 236V234H69ZM2 238V237H0ZM128 249L127 252L124 250ZM260 251L262 256H264V237H261L260 242ZM124 253L120 255L119 259H110V256L119 255L120 253ZM253 254L255 255V249H253ZM193 264H201L199 261H193ZM220 264H234V262H230L227 258H225ZM243 264H248V261H244ZM258 264H264V258L260 259Z\"/></svg>","mask_w":264,"mask_h":264}]
</instances>
